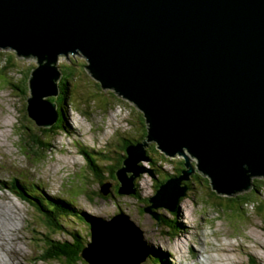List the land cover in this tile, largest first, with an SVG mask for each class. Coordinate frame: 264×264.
Instances as JSON below:
<instances>
[{"label":"water","instance_id":"water-1","mask_svg":"<svg viewBox=\"0 0 264 264\" xmlns=\"http://www.w3.org/2000/svg\"><path fill=\"white\" fill-rule=\"evenodd\" d=\"M0 48L37 59L27 114L39 127L59 119L50 97L60 94L58 61L70 54H83L101 87L143 111L147 137L127 146L118 192L135 195L136 178L156 177L141 164L151 142L169 157L183 155L180 174L144 207L159 222L157 209L177 212L196 171L229 195L264 176V0H0ZM144 236L119 212L92 221L81 256L141 264L151 254Z\"/></svg>","mask_w":264,"mask_h":264},{"label":"rangeland","instance_id":"rangeland-1","mask_svg":"<svg viewBox=\"0 0 264 264\" xmlns=\"http://www.w3.org/2000/svg\"><path fill=\"white\" fill-rule=\"evenodd\" d=\"M9 55L14 56L12 57L14 67L5 69L4 65ZM37 64L35 57L20 56L12 48H0V220L6 224L8 230L13 224L17 233L22 252L16 259L14 257L16 264L66 263L43 260L42 255L49 250L45 242L47 235H50L47 223L23 196L17 195L8 184H4L12 178H18L22 183L42 184L46 193L74 202L90 217L109 220L119 212L130 215L131 219L144 230L149 249L158 252L167 264H211L219 260L221 264H264V219L250 208L244 210V215L240 209L226 210L225 204L218 210L216 205H212L214 200L208 201L206 198L205 202L204 198L208 196L209 188L193 177L190 179L193 182L192 189L187 192L177 212H171L163 207L157 209V212L163 215L164 224L157 221L152 213L144 210L148 205L147 199L156 193L158 183L156 177L165 178L163 169L173 173L177 161L184 160L183 155L175 157L165 155L155 142H151L147 147L149 160H144L141 164L150 168L149 161L154 162L160 152L165 157L173 159V164L163 161L162 168L154 172L156 177L146 172L136 178L138 186L135 195L119 194L115 188L116 183H119L117 179H108V182H112L108 195L101 192L102 186L95 179L91 180L92 170L88 163H85L86 158L80 151L92 148L101 157L106 155L111 161L112 159L116 161L119 156L117 148L114 147L112 150L110 148L118 144V137H122L123 145L124 137H130V134L138 137L141 134L139 130L143 125L140 117L143 111L113 89L101 87L100 82L84 66L88 61L81 53L61 56L58 61L60 70L64 65H70L63 68L62 72L69 76L72 101L75 98L76 100L67 106L64 121L68 122L73 132L70 134L69 131L67 134L61 130L57 135H53L48 140L53 145L52 150L48 154L40 153L44 158L38 161L40 156L34 153L28 144L30 137L39 138L42 134L39 129L41 127L37 126L25 110L30 91L24 95L9 84L10 81L19 84L29 72V68L34 69ZM107 95L116 97V100L106 98ZM24 125H28L29 130L24 128ZM146 125L148 126L147 123ZM92 156L98 157L94 154ZM191 160L196 166L197 159L191 156ZM106 164L111 167L115 163ZM195 173L201 175L202 172ZM99 175L102 176V172H99ZM204 177L208 176L201 175L202 180ZM254 179H257V182L264 181V176H257ZM261 190L264 192V188ZM8 215L14 217L12 221L3 220V217ZM69 223V230H77L84 236L90 234V226L87 223L78 222L73 218ZM187 226L190 232L185 235L184 229ZM186 237L189 241L182 251L177 243L186 242ZM53 238L60 241L73 239L68 233H58ZM90 240L91 235L86 241ZM225 246L231 250L222 252L220 248ZM252 248L257 255L251 251ZM217 255L220 259L213 260ZM2 257L7 259L5 253ZM118 257L119 255L116 260ZM205 257L209 259L206 261ZM233 259L237 260L236 263ZM78 264L92 263L84 259ZM141 264L154 263L148 257Z\"/></svg>","mask_w":264,"mask_h":264},{"label":"trees","instance_id":"trees-1","mask_svg":"<svg viewBox=\"0 0 264 264\" xmlns=\"http://www.w3.org/2000/svg\"><path fill=\"white\" fill-rule=\"evenodd\" d=\"M13 55L7 56V62L4 65L5 69H10L14 67V61H12ZM70 65H64L63 68H68ZM87 68V65H84ZM61 69V71L64 69ZM2 69V68H1ZM3 70V69H2ZM33 70V67L29 68V72L22 78L21 82L19 81V84L13 81H10V85L13 86L16 90H19L24 95H26V92L29 90V78L31 76V72ZM4 72V70H3ZM86 73V70H84ZM63 73V72H62ZM70 80L69 76H66L64 73L59 80L58 84L60 86V94L57 97H50V100L57 102L58 104V112H59V119L58 121L49 128L41 127L39 128L42 132L41 137L35 138L30 137L28 144L31 145L32 149L34 150V153H37V155L40 156L38 161H41L44 156H41L40 153L48 154L52 150V143L48 141L51 139L53 135H57L61 130H64L65 133L72 134V129L69 126L68 122H65L64 119L66 118V108L68 105L73 104L75 102L72 101V89L70 86ZM110 90V89H109ZM113 92V91H112ZM116 95V94H115ZM70 97V98H69ZM109 97L111 100H116V97L112 95H107L106 98ZM88 100V99H87ZM109 100V101H110ZM89 101V100H88ZM86 103V102H85ZM25 110L27 111V104L25 105ZM27 113V112H26ZM25 113V116L27 114ZM144 115V114H143ZM140 117V122L142 123V128L139 130L141 134L138 137H134L132 134H130V137H124V144L122 145L123 141L121 140L122 137H118V144L110 148L111 150L115 147L117 148V153H119V156L116 158V161L114 159H111L107 157L106 155H103L102 157L100 154H98L97 151H95L92 148L85 149L80 151L81 154L84 155L85 163L87 162L89 167L91 168L92 172V179L96 180L97 183L100 184V186H103L105 183L108 182V179H114L116 180V171L122 166L123 160L126 157V148L128 145L137 143L139 141H142L147 136L148 130L146 125V119L145 117ZM66 123V124H65ZM145 125V126H144ZM25 126V125H24ZM24 128L29 130L28 125ZM29 132V131H28ZM25 133V130H24ZM121 144V145H120ZM122 147L123 149H121ZM154 149V147H152ZM121 149V150H119ZM115 151V150H114ZM150 151V149H149ZM97 152V153H96ZM33 153V152H32ZM96 155L98 157L93 158L92 155ZM148 154V151H147ZM47 156V155H46ZM100 157V158H99ZM156 160L149 161L150 168L154 171H159L160 168H162V163L170 162L173 164V159H169L168 157H165L163 153H159V157L155 158ZM160 161V163H159ZM106 162H114V166H111L109 164H106ZM102 167H101V166ZM175 171L173 173H170L168 171H164V177L165 178H156L157 184H156V190L158 187H160L161 183L165 182L168 178L180 174L184 166V160L177 161V165H174ZM89 168V170H90ZM90 170V171H91ZM99 172H102V176L99 175ZM197 172V171H196ZM201 175H203L201 173ZM201 175L198 173H194L191 178H195V180H198L201 182V184H205L207 188H209V194L206 196L208 201L214 200L212 202V205H216L215 207L219 209H222L221 206L223 204L226 205V210H234V209H240L242 212V215H244V210L247 211L249 208L252 209V211L256 212L260 217L264 219V192H262L261 188H264V181L257 182V179H252L253 185L251 189L246 191H241L232 195L229 194H220L218 193L214 187L211 184L210 179L208 177H204V180L201 179ZM106 180H105V178ZM118 180V179H117ZM119 181V180H118ZM197 182V181H196ZM112 184V182H110ZM136 186H138V180L135 181ZM189 185V190L192 189V184L190 180L186 182ZM8 187L15 192L19 196H23L24 200L28 201L32 207L37 210V212L40 213L41 217L45 218V221L47 223L48 232L50 235H47V238L45 239L46 246H48V251L44 255H42V258L44 261L47 260H54V261H64L66 264H78L84 258L81 256V253L85 246L87 245L88 237L90 234H86L85 236L77 231V230H69L68 227H70V219H76L78 222L87 223L88 226L92 224V221L95 220H101V218H94L90 217L86 214H84L81 209L75 205L74 202L56 195H51L49 193H46L44 191V188L42 184L39 183H28L24 182L22 183L18 178H12L8 183ZM191 184V185H190ZM197 184V183H196ZM28 187H26V186ZM112 186V185H111ZM6 187V186H5ZM119 183H116V190L118 192ZM26 190V191H25ZM188 190V191H189ZM119 193V192H118ZM258 195H261L259 198ZM184 198L181 199V202ZM149 203V198L147 199ZM211 207V205H209ZM162 217L163 215L159 213ZM158 221V220H157ZM163 221V218H162ZM161 221V222H162ZM164 224V222H162ZM168 226V225H166ZM83 230V229H81ZM58 233H68L73 238L72 241L68 240H55L53 238L54 235ZM151 254L149 256L150 259L153 260L154 264H167V262L162 258L161 255L158 254L154 249L150 248Z\"/></svg>","mask_w":264,"mask_h":264},{"label":"bare ground","instance_id":"bare-ground-1","mask_svg":"<svg viewBox=\"0 0 264 264\" xmlns=\"http://www.w3.org/2000/svg\"><path fill=\"white\" fill-rule=\"evenodd\" d=\"M26 186V185H25ZM28 187V186H26ZM26 191V190H25ZM185 202V201H184ZM8 212V211H7ZM14 218V217H13ZM10 215L8 216H4L3 220L4 221H8L13 219ZM189 226H187L184 230L185 235L189 234L190 230L188 228ZM10 229L8 230L6 224L0 220V264H8V262H13V264L15 263L14 261V257L15 259L19 256V253L22 252V249L20 250V243L18 242V236L17 233L15 232V229L13 228V224L12 227H9ZM183 232V231H182ZM187 241H189V238L186 237V242L185 241H181L178 242V246L179 248L183 251L184 246H186ZM229 249V251L231 250V248H229L228 246L222 247L220 248V250H222V252H227V250ZM20 250V251H19ZM219 250V251H220ZM253 253L256 254V251L252 248L251 250ZM5 253V255L7 256V259H4L2 257V254ZM223 254V253H222ZM257 255V254H256ZM219 255H217V257H213V260H217L220 259L218 257ZM183 257H184V253H183ZM206 258V257H205ZM206 258L204 260L207 261ZM264 259V258H263ZM224 260V259H223ZM206 261H203L206 263ZM233 261L236 263L237 260ZM221 262V260L216 261V262H211V264H221L219 263ZM223 262V261H222ZM16 264V263H15ZM224 264V263H223Z\"/></svg>","mask_w":264,"mask_h":264},{"label":"clouds","instance_id":"clouds-1","mask_svg":"<svg viewBox=\"0 0 264 264\" xmlns=\"http://www.w3.org/2000/svg\"><path fill=\"white\" fill-rule=\"evenodd\" d=\"M94 218H97V217H94ZM90 230H91V225H90ZM90 235H91V231H90ZM88 243H89V242H88ZM88 243H87V244H88ZM85 247H86V246H85ZM150 250H151V249H150Z\"/></svg>","mask_w":264,"mask_h":264}]
</instances>
